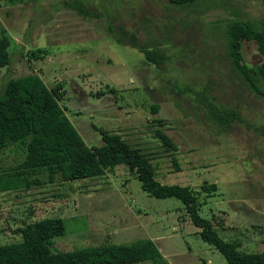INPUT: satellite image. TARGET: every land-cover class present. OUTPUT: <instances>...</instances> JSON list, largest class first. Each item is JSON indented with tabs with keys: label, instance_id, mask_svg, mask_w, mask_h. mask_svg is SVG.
I'll return each mask as SVG.
<instances>
[{
	"label": "rangeland",
	"instance_id": "obj_1",
	"mask_svg": "<svg viewBox=\"0 0 264 264\" xmlns=\"http://www.w3.org/2000/svg\"><path fill=\"white\" fill-rule=\"evenodd\" d=\"M70 1L0 0V26L11 40L0 89L28 73L49 88L59 85L58 103L87 146L101 144L99 130L120 134L150 156L156 180L196 193L198 214L211 219L220 238L264 252V99L230 66L223 33L232 19L258 24L261 1L175 6L167 0H77L87 16L67 6ZM108 26L135 32L140 43H158L164 62L156 67L137 49L117 43ZM36 48L47 53L33 59L29 50ZM240 53L248 64L260 60L252 41L243 40ZM183 87L192 91L176 89ZM203 88L218 105L238 111L242 122L221 131L194 99ZM156 119L175 152L155 136ZM22 157L9 147L0 167H13ZM38 178L43 183L0 192V244L20 240L15 229L27 222L58 216L64 231L52 240L56 250L149 238L169 264H228L200 239L180 200L148 195L124 165L94 178ZM212 183L215 189L203 188Z\"/></svg>",
	"mask_w": 264,
	"mask_h": 264
},
{
	"label": "trees",
	"instance_id": "obj_2",
	"mask_svg": "<svg viewBox=\"0 0 264 264\" xmlns=\"http://www.w3.org/2000/svg\"><path fill=\"white\" fill-rule=\"evenodd\" d=\"M16 0H8L14 3ZM175 6L192 4L198 0H167ZM264 6V0H260ZM66 5L83 16L90 14L77 0ZM112 38L119 44L137 49L144 60L156 67L166 55L158 43H140L133 31L122 27L112 29ZM225 51L230 66L237 71L264 99V17L258 24L248 20L232 19L224 26ZM254 42L260 60L255 64L243 61L242 41ZM10 37L0 26V68L10 62L8 47ZM46 49H30L33 59L42 58ZM59 85L49 88L35 73L7 79L0 89V159L9 148L16 147L23 155L20 162L6 169L0 167V192L17 188H29L43 182H61L94 178L116 165H124L139 181L141 189L155 198L174 197L180 200L188 219L198 231L200 239L217 250L228 264H264V252L244 251L237 241H225L217 235L211 219L198 214L196 193L187 185L165 184L155 179V169L150 156L140 148L130 145L120 134L99 130L101 144L87 146L59 105ZM179 92L192 91L189 87L176 88ZM194 99L202 104L209 117L221 131L232 122H242L238 111L218 105L205 88L195 91ZM151 110H157L151 105ZM155 136L164 148L176 151L172 140L161 129L162 120L156 119ZM175 170L179 166L171 158ZM204 185V189H215ZM20 240L0 244V264H134L147 261L150 264H169L149 238L125 244H104L72 250L52 248V240L61 236L64 224L60 217L49 216L34 219L15 229Z\"/></svg>",
	"mask_w": 264,
	"mask_h": 264
}]
</instances>
